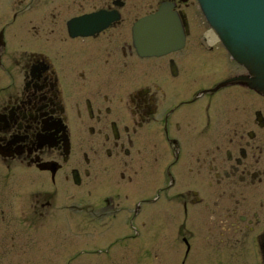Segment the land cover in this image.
<instances>
[{
  "label": "flooded vegetation",
  "instance_id": "1",
  "mask_svg": "<svg viewBox=\"0 0 264 264\" xmlns=\"http://www.w3.org/2000/svg\"><path fill=\"white\" fill-rule=\"evenodd\" d=\"M152 2L0 0V184L41 218L84 195L64 208L168 264H264V96L195 0Z\"/></svg>",
  "mask_w": 264,
  "mask_h": 264
},
{
  "label": "rangeland",
  "instance_id": "2",
  "mask_svg": "<svg viewBox=\"0 0 264 264\" xmlns=\"http://www.w3.org/2000/svg\"><path fill=\"white\" fill-rule=\"evenodd\" d=\"M152 1L140 0L144 6L141 13L146 10V5L153 4ZM197 12L193 5L187 9L188 17ZM20 181L13 180L12 185L6 187L0 184L3 189L0 192V210H3V219L0 216V264H168V241L110 244L105 240L101 223L89 227L90 218L85 210L64 208L65 205L84 207V195L71 202L58 195L54 207L43 218L37 216L31 194L23 198L19 195ZM161 204L157 205L160 209ZM162 221L163 224L157 222L153 240L159 241L162 237L168 240V220ZM151 230L146 228L144 237L152 236V232L147 233ZM155 254L157 258L151 256Z\"/></svg>",
  "mask_w": 264,
  "mask_h": 264
},
{
  "label": "water",
  "instance_id": "3",
  "mask_svg": "<svg viewBox=\"0 0 264 264\" xmlns=\"http://www.w3.org/2000/svg\"><path fill=\"white\" fill-rule=\"evenodd\" d=\"M197 1L224 48L247 72L235 82L264 96V0Z\"/></svg>",
  "mask_w": 264,
  "mask_h": 264
},
{
  "label": "bare ground",
  "instance_id": "4",
  "mask_svg": "<svg viewBox=\"0 0 264 264\" xmlns=\"http://www.w3.org/2000/svg\"><path fill=\"white\" fill-rule=\"evenodd\" d=\"M208 33H210V34H209V36H211V38H213V39L215 38L214 34H213V35H211V34H212V32H209V31H208Z\"/></svg>",
  "mask_w": 264,
  "mask_h": 264
}]
</instances>
